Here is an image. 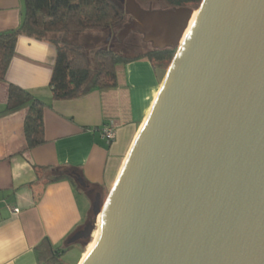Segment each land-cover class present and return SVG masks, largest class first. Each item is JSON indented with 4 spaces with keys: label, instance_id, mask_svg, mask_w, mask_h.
<instances>
[{
    "label": "water",
    "instance_id": "95a60500",
    "mask_svg": "<svg viewBox=\"0 0 264 264\" xmlns=\"http://www.w3.org/2000/svg\"><path fill=\"white\" fill-rule=\"evenodd\" d=\"M120 1L112 41L176 54L81 264H264V0H202L183 43L196 10Z\"/></svg>",
    "mask_w": 264,
    "mask_h": 264
},
{
    "label": "crops",
    "instance_id": "0c3cea01",
    "mask_svg": "<svg viewBox=\"0 0 264 264\" xmlns=\"http://www.w3.org/2000/svg\"><path fill=\"white\" fill-rule=\"evenodd\" d=\"M23 13L24 0H0V32L18 28ZM56 54L52 41L21 35L0 80V113L11 83L48 104L45 142L34 148L24 132L27 108L0 114V264H38L35 248L42 240L63 246L87 222L90 194L69 180L48 183L36 168L77 167L91 184L112 191L169 69L142 57L117 67V87L57 100L50 86ZM111 121L116 138L107 142L101 128Z\"/></svg>",
    "mask_w": 264,
    "mask_h": 264
},
{
    "label": "trees",
    "instance_id": "16d2710c",
    "mask_svg": "<svg viewBox=\"0 0 264 264\" xmlns=\"http://www.w3.org/2000/svg\"><path fill=\"white\" fill-rule=\"evenodd\" d=\"M163 2L167 6L165 9H168L189 7V3H201L202 0H163ZM130 19L124 5L117 0H24V13L19 27L0 32V80H6L21 35L47 39L56 45L57 54L50 86L53 97L57 100L77 98L96 89L117 87V67L121 64L142 57L161 61L175 54L173 48H153L144 54L126 57L117 49V45L120 48L123 42L115 39L108 43L106 40L105 46L93 51L94 65H91L82 45L70 43L62 38L50 37L52 33L63 32L67 35L71 32L82 33L91 29L108 30L115 35ZM115 29H118L117 32ZM47 106L44 100L11 83L6 108L0 114L27 108L24 132L28 147L34 148L45 142L44 110ZM36 169L40 177L42 174V177L45 175L48 183L60 180L71 181L77 190H84L92 195V202L97 192H100L98 186L86 180L80 168L53 165L38 166ZM79 176L86 182V187L79 184ZM84 225L70 234L63 246L56 247L49 239L42 240L35 248L38 264H68L63 260V255L74 245L68 241ZM82 241L89 242L90 239H80L76 244Z\"/></svg>",
    "mask_w": 264,
    "mask_h": 264
},
{
    "label": "rangeland",
    "instance_id": "374dc122",
    "mask_svg": "<svg viewBox=\"0 0 264 264\" xmlns=\"http://www.w3.org/2000/svg\"><path fill=\"white\" fill-rule=\"evenodd\" d=\"M117 1H120V0H117ZM137 1L140 3V5L143 8H146V9L148 8L165 9L167 7L165 3L163 2V0H137ZM200 4L201 3L192 2V3H189V7L197 11ZM115 30H116L115 32H117L118 29H115ZM50 36L51 38H62V39L67 40L70 43L82 45L86 52L85 53L86 56L89 58L91 62V65H94L93 51L107 44L106 40H107V37L109 36V31L103 30V29H91V30L84 31L82 33L71 32L66 35L65 33L62 32V33H55L52 35L50 34ZM120 46L125 48L124 52L122 53L120 51V48L118 47V45H117V49H119V51L126 57H133L139 54H144L145 52L151 51V49H153L152 44L145 42L144 36L140 33L130 34L123 41V43H121ZM175 54H173V56L170 58L163 59L157 62L158 63L161 62V64L165 68H169ZM99 191H100L99 194L101 195L102 205L105 206L109 200V197H110L109 195L111 191L109 189H100ZM93 200H95V197ZM91 216H93L92 211L89 217L91 218ZM90 218H88L86 221H88ZM92 239L93 237L90 239L89 242L82 241L81 243H77V244L75 243L73 247L68 249L67 252L63 255V260L68 264H77L80 257L87 250V246L90 244Z\"/></svg>",
    "mask_w": 264,
    "mask_h": 264
},
{
    "label": "bare ground",
    "instance_id": "6f19581e",
    "mask_svg": "<svg viewBox=\"0 0 264 264\" xmlns=\"http://www.w3.org/2000/svg\"><path fill=\"white\" fill-rule=\"evenodd\" d=\"M197 13H198V11H195V13L193 14V17H192V19H191V21H190L189 27H188V29L186 30V32L184 33V36H183V38H182V40H181L182 43L184 42V40H185V38H186V36H187V34H188V32H189V29L191 28V26H192V24H193V22H194V20H195V18H196V16H197ZM142 125H143V124H142ZM141 128H142V126H141ZM141 128H140V130H141ZM140 130H139V132H140ZM139 132H138V134H139ZM138 134H137V135H138ZM136 137H137V136H136ZM128 152H129V151H128ZM125 162H126V160H125ZM125 162H124V164H125ZM109 199H110V197H109ZM108 202H109V200H108ZM108 202H107V204L103 207L102 212L98 215V217H97V219H96V225H97V226H96V229L94 230L93 235H92L93 239H92V241L90 242V244L87 246V250H86L85 253L83 254V257L81 258V260L79 261L78 264H81V262H83V260L88 256L89 252L92 250L94 244L96 243V241L98 240V238H99V236H100L101 229H102V224H103V218H104V214H105V212H106V210H107Z\"/></svg>",
    "mask_w": 264,
    "mask_h": 264
},
{
    "label": "built area",
    "instance_id": "2783aa9c",
    "mask_svg": "<svg viewBox=\"0 0 264 264\" xmlns=\"http://www.w3.org/2000/svg\"><path fill=\"white\" fill-rule=\"evenodd\" d=\"M101 131L107 142H112L116 138V127L113 121L104 124ZM13 210L15 212H19V208H14Z\"/></svg>",
    "mask_w": 264,
    "mask_h": 264
},
{
    "label": "flooded vegetation",
    "instance_id": "af4514ba",
    "mask_svg": "<svg viewBox=\"0 0 264 264\" xmlns=\"http://www.w3.org/2000/svg\"><path fill=\"white\" fill-rule=\"evenodd\" d=\"M121 2V1H120ZM122 3V2H121ZM123 4V3H122ZM109 39H110V37H109ZM109 39H107V42L108 43H111V40H109ZM124 50H125V48H123V47H121L120 46V51L123 53L124 52ZM99 194V192H97V194H96V196ZM96 198V197H95Z\"/></svg>",
    "mask_w": 264,
    "mask_h": 264
}]
</instances>
